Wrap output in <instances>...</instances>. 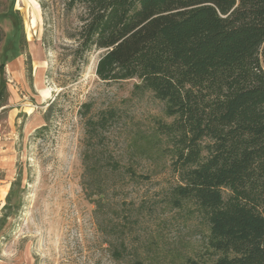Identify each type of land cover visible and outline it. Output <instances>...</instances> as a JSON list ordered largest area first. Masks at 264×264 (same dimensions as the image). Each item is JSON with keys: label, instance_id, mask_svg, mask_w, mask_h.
I'll list each match as a JSON object with an SVG mask.
<instances>
[{"label": "trees", "instance_id": "trees-1", "mask_svg": "<svg viewBox=\"0 0 264 264\" xmlns=\"http://www.w3.org/2000/svg\"><path fill=\"white\" fill-rule=\"evenodd\" d=\"M76 6L83 9L77 54L103 49L96 68L101 79H139L136 91H151L173 117L159 123L154 138L132 144L141 156L167 149L177 177L167 208L186 211L208 230L206 258L171 253L170 260L264 264V0H68L70 9ZM4 67L0 63L2 111L9 101ZM85 107L89 112L91 105ZM84 115L83 187L100 229L115 235L113 258L160 264L153 245L132 244L129 217L110 212L108 203L110 180L142 181L151 174L124 167L107 151L114 108Z\"/></svg>", "mask_w": 264, "mask_h": 264}, {"label": "rangeland", "instance_id": "rangeland-1", "mask_svg": "<svg viewBox=\"0 0 264 264\" xmlns=\"http://www.w3.org/2000/svg\"><path fill=\"white\" fill-rule=\"evenodd\" d=\"M82 13L68 0H0V63L9 90L0 109V264H122L109 249L115 235L100 229L83 187L84 113L110 108L118 115L106 132L107 151L151 178L110 180L109 211L129 217L132 244L153 245L160 264H173L171 253L206 258L207 227L166 206L177 181L171 155L156 148L141 156L132 147L173 117L151 91H136L139 79H101L103 49L77 54Z\"/></svg>", "mask_w": 264, "mask_h": 264}]
</instances>
